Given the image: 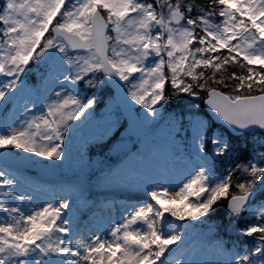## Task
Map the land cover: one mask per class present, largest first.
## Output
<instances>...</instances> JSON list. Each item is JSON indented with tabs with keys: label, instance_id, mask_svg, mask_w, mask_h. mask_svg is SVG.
<instances>
[{
	"label": "snow or ice",
	"instance_id": "1",
	"mask_svg": "<svg viewBox=\"0 0 264 264\" xmlns=\"http://www.w3.org/2000/svg\"><path fill=\"white\" fill-rule=\"evenodd\" d=\"M0 264H264V0H0Z\"/></svg>",
	"mask_w": 264,
	"mask_h": 264
},
{
	"label": "rangeland",
	"instance_id": "2",
	"mask_svg": "<svg viewBox=\"0 0 264 264\" xmlns=\"http://www.w3.org/2000/svg\"><path fill=\"white\" fill-rule=\"evenodd\" d=\"M47 35V34H46ZM222 51H225L226 52V50H222ZM133 151H135V149H133ZM94 160L95 159H97L98 157H99V155H96V154H91L90 155ZM37 159H39V160H42V161H44V163H46L47 165H49L50 167H52L53 169H55V171L57 172V174L59 175V176H63V179H68V178H70V173H64L63 175H62V170L60 169V168H58V167H56V165L59 163V162H55V163H53L52 161H48L46 158H40V157H37ZM110 162L112 163V164H114V165H120L121 164V159H120V156L118 155V153H116V152H113L112 154H111V156H110ZM26 177H27V180H28V182H29V184L30 185H32V186H40V185H44V186H47V187H49V188H57L58 186H59V184H60V181L61 180H59L58 182H54V183H51V182H47V181H45V182H43V181H40V180H36V179H34V178H31V177H29V176H27V175H25ZM54 178V176H51V179H53ZM56 178V177H55ZM111 195L112 196H114L116 199H118V200H122V196H121V194L120 193H111ZM167 215V214H166ZM83 219L84 220H87V219H89V214L87 213V212H85L84 214H83ZM99 221V222H98ZM100 223L101 221L100 220H98V219H95V220H93L92 221V224L94 223L95 225H97L98 226V224L97 223ZM92 224H90V225H92ZM89 225V226H90ZM227 238V237H226ZM171 247H175L174 245L173 246H171Z\"/></svg>",
	"mask_w": 264,
	"mask_h": 264
},
{
	"label": "water",
	"instance_id": "3",
	"mask_svg": "<svg viewBox=\"0 0 264 264\" xmlns=\"http://www.w3.org/2000/svg\"><path fill=\"white\" fill-rule=\"evenodd\" d=\"M47 172L55 173L56 171L45 164L35 165L26 171L27 174L35 176L39 179H48L46 174ZM60 179L62 180L63 178L57 177L55 181Z\"/></svg>",
	"mask_w": 264,
	"mask_h": 264
},
{
	"label": "trees",
	"instance_id": "4",
	"mask_svg": "<svg viewBox=\"0 0 264 264\" xmlns=\"http://www.w3.org/2000/svg\"><path fill=\"white\" fill-rule=\"evenodd\" d=\"M253 67H255V66H253ZM91 154H98V155H101V154L97 153L96 150H95L94 148L90 149V151H89V155H91Z\"/></svg>",
	"mask_w": 264,
	"mask_h": 264
},
{
	"label": "bare ground",
	"instance_id": "5",
	"mask_svg": "<svg viewBox=\"0 0 264 264\" xmlns=\"http://www.w3.org/2000/svg\"><path fill=\"white\" fill-rule=\"evenodd\" d=\"M99 222V221H98ZM97 223V222H96ZM102 222H100V223H97L98 224V226L101 224ZM95 226H97V225H95L94 223L92 224V225H90V227H95Z\"/></svg>",
	"mask_w": 264,
	"mask_h": 264
}]
</instances>
